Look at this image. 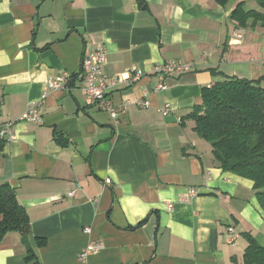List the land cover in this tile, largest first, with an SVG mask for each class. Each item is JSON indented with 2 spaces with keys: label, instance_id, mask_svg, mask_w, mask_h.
Instances as JSON below:
<instances>
[{
  "label": "crops",
  "instance_id": "obj_1",
  "mask_svg": "<svg viewBox=\"0 0 264 264\" xmlns=\"http://www.w3.org/2000/svg\"><path fill=\"white\" fill-rule=\"evenodd\" d=\"M240 1L264 13L257 0H0V123L15 121L0 137V184L28 212L42 264H235L243 232L264 244L253 181L218 168L186 116L203 86L264 77V24L233 21ZM96 43L107 49L108 97L125 105L117 120L87 101L82 58ZM170 62L190 67L158 89L156 66ZM63 71L70 88L47 93L42 122L20 120ZM128 72L141 74L112 85ZM91 240L102 248L80 260ZM27 249L20 232L6 233L0 264H33Z\"/></svg>",
  "mask_w": 264,
  "mask_h": 264
},
{
  "label": "trees",
  "instance_id": "obj_2",
  "mask_svg": "<svg viewBox=\"0 0 264 264\" xmlns=\"http://www.w3.org/2000/svg\"><path fill=\"white\" fill-rule=\"evenodd\" d=\"M226 5L233 0H217ZM144 5V0H139ZM264 8V0H257ZM231 18L246 27L264 24L263 11L247 8L245 1L236 4ZM194 122V131L211 146L213 161L218 168L233 172L253 181V188L264 209V77L257 80L226 76L202 88L200 103L186 115ZM56 140L64 145L67 138L56 134ZM22 234L27 243L26 259L42 264L34 249L28 244L32 231L31 220L20 203L15 189L5 182L0 184V239L10 232ZM247 246L242 260L235 264H264V244L252 233L243 232ZM44 237H37L38 245L46 244Z\"/></svg>",
  "mask_w": 264,
  "mask_h": 264
},
{
  "label": "built area",
  "instance_id": "obj_3",
  "mask_svg": "<svg viewBox=\"0 0 264 264\" xmlns=\"http://www.w3.org/2000/svg\"><path fill=\"white\" fill-rule=\"evenodd\" d=\"M238 36H241L239 34ZM107 61V49L103 43H96L92 48L85 51L83 58H82V65H81V74L86 80L85 91L87 95V101L90 104L96 105L101 110L108 111L111 114V117L114 119H118V111L120 108H123L125 105L116 106L112 102V100L108 97L109 92L108 88L110 87L107 78L103 72L104 64ZM190 65H181L179 62H170V63H163L156 66V71L159 72L162 76V81L158 85V89H166V74L172 72L175 69H182V68H189ZM141 72H128L121 74L112 81V85H114L117 81L123 80L127 82H132L137 80L140 77ZM71 74L67 71H63L61 74L51 77L47 80L45 91H43L42 98L31 105L24 113L19 117L20 120H27L32 122H42V114L40 113V105H42L46 99L47 93L53 90L58 89H69L70 88V79ZM141 105L148 106V101L142 100L139 101ZM163 115L168 113L167 108L162 109ZM15 121L9 120L0 123V137L6 138L13 126ZM106 185H110L111 179L106 178L104 180ZM190 194H197V190L195 188H190ZM74 191L70 192V195H73ZM168 208L172 209L173 204L169 203ZM84 232L89 233L91 232L90 226H85ZM229 232L235 233L234 227H228ZM236 236L232 237V241H236ZM102 243L91 240L79 253L80 260H87L91 255L96 253L98 250L102 248Z\"/></svg>",
  "mask_w": 264,
  "mask_h": 264
},
{
  "label": "rangeland",
  "instance_id": "obj_4",
  "mask_svg": "<svg viewBox=\"0 0 264 264\" xmlns=\"http://www.w3.org/2000/svg\"><path fill=\"white\" fill-rule=\"evenodd\" d=\"M256 5V4H255ZM248 7H251L252 8V6H248ZM198 135V134H197ZM199 136V135H198ZM205 143H206V140L205 139H203V138H201Z\"/></svg>",
  "mask_w": 264,
  "mask_h": 264
}]
</instances>
